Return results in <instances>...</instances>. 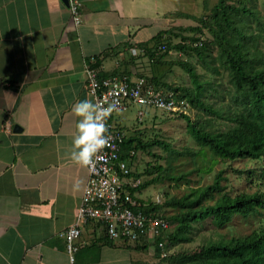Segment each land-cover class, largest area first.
Instances as JSON below:
<instances>
[{
    "label": "crops",
    "instance_id": "0c3cea01",
    "mask_svg": "<svg viewBox=\"0 0 264 264\" xmlns=\"http://www.w3.org/2000/svg\"><path fill=\"white\" fill-rule=\"evenodd\" d=\"M155 2L82 0L77 25L64 0H0V264H137V251L109 243L96 221L83 226L74 259L61 234L90 176L70 158L72 107L95 103L87 68L102 58L101 74L122 70L128 50L138 58L131 70L146 63L133 50L165 28ZM118 116L110 120L121 126Z\"/></svg>",
    "mask_w": 264,
    "mask_h": 264
},
{
    "label": "trees",
    "instance_id": "16d2710c",
    "mask_svg": "<svg viewBox=\"0 0 264 264\" xmlns=\"http://www.w3.org/2000/svg\"><path fill=\"white\" fill-rule=\"evenodd\" d=\"M245 17L257 22L255 27L260 33L255 35L253 29L246 31L249 24L245 26ZM210 18L216 26L212 25V21L207 17L202 21L203 26L213 35L212 40L196 36H180V41L176 43L173 38L177 35L172 37L168 29L164 28L150 41L152 44L145 43L138 48L142 49L139 55L158 64H164L162 61L173 51L186 55L187 50L192 48L206 68L213 58V61L220 62L222 68L228 72L232 90L226 106L228 107L231 102V105L237 108L232 109V106L226 108L222 104V107L216 110L212 105H206L205 101L199 100L198 96L190 97L194 106L209 110L217 116L209 123L190 119L191 134L202 146V149L195 151L194 154L202 153V157L205 158L207 154L205 147H207L213 155L210 172L214 170L213 164L219 163L220 159L222 169L216 172L212 184L208 186L191 189L190 193L182 197L168 198L164 203L139 199L138 205L133 208L170 223V229L154 241L156 244L164 243L168 255L158 256L169 264H264V167L260 165V161L264 158V17L255 8L248 7L246 3L218 0ZM237 19L240 21L237 22ZM251 26L254 28V25ZM192 30L202 32L201 27H192ZM256 37L260 38V41L254 44ZM189 40H192L194 44L190 45ZM212 45L219 48L217 56L211 54L210 46ZM120 52L122 50L117 51L116 54ZM137 59L132 56L125 60L126 64L123 63L124 69L118 68L108 75L101 74L99 71L102 58H98L92 68L98 71L101 79L108 76H127L133 81L141 77L137 75L136 69L140 65L134 66L132 70L129 67L135 64ZM178 64L190 74L193 82L197 83L198 73L195 68L188 61ZM216 64L217 62L212 65L214 71H216L214 67ZM145 79L158 88L163 87L176 93V89L167 82L161 83L158 78L154 80L146 77ZM220 118L227 121L226 126L216 128L215 122ZM153 144L163 147L170 153L171 146L165 141L143 144L139 139L130 137L124 141L123 156L128 158V152ZM236 159L244 160L245 163L252 160L259 161V167H251L247 171L237 169L233 165ZM227 168L231 171L227 172ZM157 171L156 178L144 181L136 189L131 190L142 192L153 183L159 184L160 174L166 171V167L158 165ZM145 172L149 174L148 169ZM190 172H181L169 177H172L178 185L179 181L187 180ZM165 178L163 176V179ZM245 182L246 186H244ZM166 195L168 196L169 193ZM170 206L177 208V211L171 215L164 214L163 208H170ZM237 218L243 220L241 222L243 224L236 225L234 222ZM207 220H212L214 226L222 228L223 231H216L214 237L191 251L170 252L171 246L189 240L188 232L193 223ZM173 223L175 225L172 229ZM242 225L249 226L248 233L243 232ZM122 242L137 251L147 248L145 244H141L143 240L133 241L125 238Z\"/></svg>",
    "mask_w": 264,
    "mask_h": 264
},
{
    "label": "rangeland",
    "instance_id": "374dc122",
    "mask_svg": "<svg viewBox=\"0 0 264 264\" xmlns=\"http://www.w3.org/2000/svg\"><path fill=\"white\" fill-rule=\"evenodd\" d=\"M217 1L156 0L155 3L158 9L159 7L162 8L165 28L168 29L172 37L177 35L173 40L178 43L180 36H196L207 40L213 39L210 30L203 26L202 20L207 17L212 21V25L216 26V23L210 18V14ZM231 1L233 3L238 2V4L239 2L246 3L248 7L255 8L264 17V0ZM245 20V26L249 24V28L246 29L247 32L253 29L255 35L260 33L255 27L257 23L255 20L251 21L248 17H245ZM236 21L239 22L240 19ZM251 25H254V28ZM192 27H201L202 32L193 31ZM259 41L260 38L256 37L254 44H257ZM189 44L193 45L194 43H192V40H189ZM218 50L219 48L216 45L210 46L212 55L217 56ZM116 55L119 56V53ZM128 55L129 58L132 57V54H129V50ZM118 56L116 57V61L120 60ZM182 61H188L195 68L198 73L197 83H194L190 74L178 64ZM144 62L145 60L137 63V65H140L138 68L145 69L147 67L149 72L137 70V75L145 78L149 77L154 80L158 78L161 83L167 82L172 88H175L176 96L179 100L178 107L172 111L146 109L145 115L141 116L139 113L137 114L136 107H133L127 112L120 113L118 121L125 130L127 138L139 139L143 144L153 143L154 141H165L170 144V153L163 147L155 144L137 149L133 164L134 170L142 175L143 182L156 178L158 165H162L163 168L166 167V171L160 174L161 182L159 184L153 183L149 185L141 193L143 200L150 199L151 201L164 203L168 198L182 197L184 194L190 193L191 189L212 184L214 175L222 169V161L220 159L218 160L219 163L213 164L214 170L210 172L209 169L212 166L213 155L207 147H205L207 151L205 158L202 157V153L194 154L195 151H200L202 146L191 134L189 126L190 119L209 123L217 116H214L209 110H202V108L194 106L190 97L198 96L199 100L205 101L206 105H212L216 110L220 109L222 104L226 108L232 106V109L237 108V106L231 105V102L228 104V107L226 106L229 102L230 91L232 90L228 72L222 68L220 62L213 61V58L208 68H206L201 59L193 52L192 48L187 50L186 55L178 54L175 51L169 53L165 60L162 61L164 64H158L151 60H146V63ZM215 62H217L216 66H214L216 71L212 68ZM185 115L189 118H186ZM223 121L220 118L219 121L215 122L216 128L226 126L227 121ZM135 141L137 143V140ZM233 165L237 169H245L247 171L251 167L258 168L259 161L252 160L245 163L244 160L236 159ZM260 165L264 167V158L260 161ZM146 169L149 170V174L145 172ZM187 171H191L187 180L183 179L179 181L178 185L172 177H169V175L174 176ZM226 171L229 172L231 170L227 168ZM163 176L166 178L163 179ZM246 185L247 183L245 182L244 186ZM166 193H169V195L167 196ZM175 211H177V208L171 206L170 208H163V213L167 215H171ZM242 221L237 218L234 223L240 225L243 224L241 223ZM174 223L172 229L174 228ZM241 227H244V233L249 232L248 225H242ZM216 231L223 230L222 228H216L212 220L193 223L192 228L188 232L189 240L181 241L171 246L170 252L174 253L181 250L191 251L198 245L214 237ZM152 244L153 242H150L147 248H142L140 251L136 250L137 252L134 254V257L137 264H169L168 261H163L159 258Z\"/></svg>",
    "mask_w": 264,
    "mask_h": 264
},
{
    "label": "built area",
    "instance_id": "2783aa9c",
    "mask_svg": "<svg viewBox=\"0 0 264 264\" xmlns=\"http://www.w3.org/2000/svg\"><path fill=\"white\" fill-rule=\"evenodd\" d=\"M69 8L75 23L80 24L83 20L81 0H69ZM136 51L141 52L140 49ZM87 87L95 103L107 108L115 102L118 110L112 112L106 121L110 136L108 146L88 168L90 176L76 221L61 234L66 239L70 255L79 249L82 226L90 221L103 225L111 243L125 238L154 241L170 228L167 220L133 208L139 199L131 189L137 187L141 179L132 176L128 161L122 157L126 134L110 121V117L133 105L142 108L140 116L144 115L146 108L172 111L178 107L174 94L158 90L143 78L132 81L127 76H108L101 79L98 71L91 67L87 68ZM157 248L162 257L168 255L163 242L157 244Z\"/></svg>",
    "mask_w": 264,
    "mask_h": 264
},
{
    "label": "clouds",
    "instance_id": "9594fccd",
    "mask_svg": "<svg viewBox=\"0 0 264 264\" xmlns=\"http://www.w3.org/2000/svg\"><path fill=\"white\" fill-rule=\"evenodd\" d=\"M81 2H82V0H81ZM68 6H69V0H68ZM82 8H83V6H82ZM137 49H140V48H135L133 50V54H136V53L139 54L142 52V49H140L141 52L138 53L136 51ZM140 78L145 79V77H140ZM137 79L138 78L133 79V81H135ZM156 88L158 90H163L166 93H173L177 104L179 103V100H178L176 93L174 91H171V90L168 91V90L164 89L163 87H161V88L156 87ZM133 107H136L137 114L142 109L141 107L133 105L128 110H126L124 112L131 110ZM146 109L149 110V109H156V108H146ZM146 109H144V115H145ZM117 110H118V106L115 102L110 104L109 107H107V108H105L101 103H93L91 100H87V99L79 101L78 103L73 105L72 112L78 118V122L76 123L75 134L73 136L72 151L70 154V158L75 165H77L79 167L89 168V167L94 165V159H99V153H101L108 146L109 140H110V136L108 135V127H107L106 121L109 118V116L112 114V112L117 111ZM162 111H164V110H162ZM119 114H117V115H119ZM117 115H114V116H117ZM112 117L113 116H111L110 119ZM114 125L117 128H119L125 132V130L121 126H117L116 124H114ZM125 134H126V132H125ZM127 139L128 138L126 135L125 141ZM132 151H134V154L131 153ZM132 151L128 152L127 153L128 158H125V156H123V153H125V152H124V150H122V157L128 161L132 176L134 178L141 179L140 184H142L143 183L142 176H140V177L137 176L140 173L135 171L133 168L134 158L136 156L137 150H132ZM79 186H80V182L77 181L75 187L79 188ZM137 187H134L132 189H136ZM142 191H144V190H142ZM133 193L138 197V199H143L142 198L143 195H141V193H143V192H138L137 190H135V191H133ZM83 226H82V229H83ZM106 236H107V234H106ZM107 239H108V236H107ZM78 241H79V239H78ZM116 241H122V239H119ZM116 241H113L112 243H114ZM154 241H146V242H142L141 244L142 245L145 244L148 247L149 243L153 242L152 245H154V247L157 251V254L160 255L159 250L157 248V244ZM108 242L111 243L109 239H108ZM78 244H79V242H78ZM79 248H80V245H79ZM74 254L71 256L74 257Z\"/></svg>",
    "mask_w": 264,
    "mask_h": 264
},
{
    "label": "water",
    "instance_id": "95a60500",
    "mask_svg": "<svg viewBox=\"0 0 264 264\" xmlns=\"http://www.w3.org/2000/svg\"><path fill=\"white\" fill-rule=\"evenodd\" d=\"M66 3H68V0H64Z\"/></svg>",
    "mask_w": 264,
    "mask_h": 264
}]
</instances>
